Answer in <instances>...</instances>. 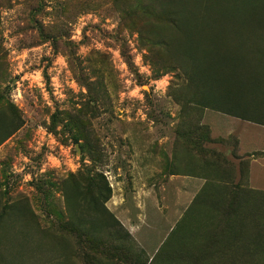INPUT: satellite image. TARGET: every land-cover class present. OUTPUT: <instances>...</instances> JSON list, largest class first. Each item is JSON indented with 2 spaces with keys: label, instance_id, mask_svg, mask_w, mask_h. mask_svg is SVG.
Returning a JSON list of instances; mask_svg holds the SVG:
<instances>
[{
  "label": "rangeland",
  "instance_id": "rangeland-1",
  "mask_svg": "<svg viewBox=\"0 0 264 264\" xmlns=\"http://www.w3.org/2000/svg\"><path fill=\"white\" fill-rule=\"evenodd\" d=\"M137 1L0 0V112L24 122L0 146V213L19 200L30 210V220L0 230V264L58 263L44 234L65 237L79 256L74 264H89L77 234L62 228L68 222L62 185L70 176L106 175L113 189L107 206L145 259L206 183L189 194L187 179L177 177L186 165L170 157L183 120L169 96L178 79L166 69V51L140 38ZM204 123L213 127V140L232 133L243 151L261 147V125L213 110ZM207 147L232 153L233 141ZM251 187L264 191L258 164ZM105 250L102 258L121 264V251Z\"/></svg>",
  "mask_w": 264,
  "mask_h": 264
},
{
  "label": "trees",
  "instance_id": "trees-1",
  "mask_svg": "<svg viewBox=\"0 0 264 264\" xmlns=\"http://www.w3.org/2000/svg\"><path fill=\"white\" fill-rule=\"evenodd\" d=\"M137 5L140 38L162 47L170 59L166 69L176 72L169 96L183 118L177 142L200 157L190 158L182 173L206 183L151 259L108 208L113 189L102 172L64 180L68 222L62 228L77 234L89 264H117L102 258L106 247L121 251V264H264V191L248 187L246 162L240 165L243 177L232 176L236 164L209 151L211 132L202 124L209 109L264 125V0H139ZM23 124L17 113L0 112V132L6 131L0 146ZM2 209L0 230L29 219L23 200ZM44 235L61 257L56 264H74L79 256L69 240Z\"/></svg>",
  "mask_w": 264,
  "mask_h": 264
},
{
  "label": "crops",
  "instance_id": "crops-1",
  "mask_svg": "<svg viewBox=\"0 0 264 264\" xmlns=\"http://www.w3.org/2000/svg\"><path fill=\"white\" fill-rule=\"evenodd\" d=\"M179 110H180V106H179ZM207 110H209V109H206L204 111V113H203V116H202V124L209 127L210 132H211V139H212V133L214 131L213 130V127L211 125H209V124H205L204 123V117H205V114H206ZM238 119H240V118H238ZM247 122H249V121H247ZM251 123H253V122H251ZM254 124H256V123H254ZM257 125H259V124H257ZM261 126L264 127V125H261ZM175 133H176L175 134V139L176 140H175V142L173 144L172 154L170 155L172 161L174 160L175 155H176V157L183 158L184 160L182 162H186V163L190 160V158L191 159L192 158H194V159L200 158L196 154H195L196 156H190L187 152H186V155L185 156L179 154V152L177 150L180 149V148H184V147L181 144L179 145V143L177 144V138H178V132H177V130H176ZM231 134L232 133H228V135H229L230 138H228V137L226 138V137H223V136H219V137L215 138L214 140L212 139V141H216V142H219V143L220 142L233 141V151H232V153H230V152H227V153L226 152H223V151H221L218 148H216V150L219 151V152H222L226 157H231L232 158V160H230V161H232L233 163L236 164V169L232 171V174H233L232 176L234 178H236L237 181L240 180L243 177L242 176V170L240 169L241 163L242 162H246L247 163L246 169L244 171V177L247 179L248 186L250 188H252L251 187V181H252V177H253V170L255 168V164L260 165V168L262 170V174L264 176V173H263V171H264V132L262 133V137H261V147H260V149H254V150H249V151H243V148H242V140L240 139V137L233 138L232 136H230ZM260 162H261V164H260ZM173 177H175V176H173ZM177 177H182V178L187 179V181H188V183L190 185L189 186V190L190 191H187V192H189V194L195 193L196 190H197V188H199L203 183L206 182V179L205 178L200 177L198 175H184V176H179L178 175ZM173 179H175V178H171L170 180L173 181ZM201 189H199L198 192L195 193L193 199L195 198V196L199 193V191ZM135 199H134L133 203L135 204V206H139V204H141L140 200L137 199V198H135ZM193 199L191 200V202L193 201Z\"/></svg>",
  "mask_w": 264,
  "mask_h": 264
}]
</instances>
